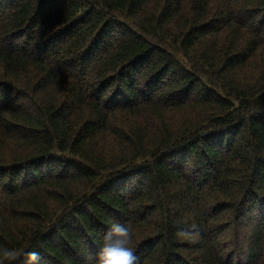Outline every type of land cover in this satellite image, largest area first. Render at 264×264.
I'll return each instance as SVG.
<instances>
[{
    "label": "trees",
    "instance_id": "16d2710c",
    "mask_svg": "<svg viewBox=\"0 0 264 264\" xmlns=\"http://www.w3.org/2000/svg\"><path fill=\"white\" fill-rule=\"evenodd\" d=\"M113 222L264 264V0H0V249L94 264Z\"/></svg>",
    "mask_w": 264,
    "mask_h": 264
},
{
    "label": "clouds",
    "instance_id": "9594fccd",
    "mask_svg": "<svg viewBox=\"0 0 264 264\" xmlns=\"http://www.w3.org/2000/svg\"><path fill=\"white\" fill-rule=\"evenodd\" d=\"M132 234L126 223L113 222L104 236V243L96 253L94 264H137L138 257L130 247ZM26 264H41L42 257L39 251L31 250L22 253ZM18 253L12 249H0V264L18 258Z\"/></svg>",
    "mask_w": 264,
    "mask_h": 264
}]
</instances>
